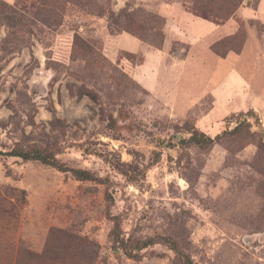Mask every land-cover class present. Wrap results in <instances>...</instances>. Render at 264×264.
<instances>
[{
  "label": "rangeland",
  "instance_id": "obj_1",
  "mask_svg": "<svg viewBox=\"0 0 264 264\" xmlns=\"http://www.w3.org/2000/svg\"><path fill=\"white\" fill-rule=\"evenodd\" d=\"M189 1L0 0V264H182L170 241L193 264H264V116L219 105L208 44L223 31L189 16L192 49L174 42L163 59L113 38L158 43L159 7ZM195 130L220 138L202 149Z\"/></svg>",
  "mask_w": 264,
  "mask_h": 264
},
{
  "label": "crops",
  "instance_id": "obj_2",
  "mask_svg": "<svg viewBox=\"0 0 264 264\" xmlns=\"http://www.w3.org/2000/svg\"><path fill=\"white\" fill-rule=\"evenodd\" d=\"M1 1L7 4H13L15 2V0ZM122 5H124V0H115L113 10H118ZM157 12L165 18L166 26L165 39L161 50L150 49L149 46L126 33L113 36L114 40L118 43V48L130 54H137L141 52L139 49H142L147 55L150 52L151 55L154 54L156 59H163V56L168 53L174 42L186 43L192 49V45L186 39L188 34L184 29L185 26L183 25V21L188 20L187 17L193 15L187 12L178 3L159 7ZM237 19L245 23L249 21L258 22L261 25L262 30L256 31L253 28L249 29L246 40L239 54L230 52L224 58L217 56L218 59H220L218 61L219 68L222 67L219 69L216 81L218 87V102L219 105H223L221 108L226 111L230 106L228 103L230 97H237L240 101L232 104L235 110L231 112L252 109L264 116V0H258L256 3L253 0H244L234 18H231L222 24H214L210 22L214 26L213 33L217 30L223 32L217 34L215 38H212L208 44V48L210 50V46L213 43L221 40L225 36L228 37L234 35L238 30ZM189 21L191 23L194 22L191 17H189ZM185 24L188 23L186 22ZM168 32H170L173 37L167 44ZM130 38L132 40H138L137 46L139 48L129 51L122 47L123 43L127 41L133 42L130 41ZM228 61H233L234 63L232 65H227L226 62ZM145 63L146 57L144 58L143 64L138 68L142 67ZM243 105H247V107L243 108Z\"/></svg>",
  "mask_w": 264,
  "mask_h": 264
},
{
  "label": "trees",
  "instance_id": "obj_3",
  "mask_svg": "<svg viewBox=\"0 0 264 264\" xmlns=\"http://www.w3.org/2000/svg\"><path fill=\"white\" fill-rule=\"evenodd\" d=\"M243 1L244 0H190L189 2H187L186 8L195 17L209 21L214 24H222L225 21L235 17L236 12L239 9V7L242 5ZM257 1L258 0H254L255 3ZM38 3L40 5V8H43V11L50 9V6L48 5L50 4V0H38ZM156 19L159 21V24L161 26H164L165 22L163 18L157 16ZM118 31L119 30H111V33L118 32ZM121 31L130 33L131 35H133L134 37H137L139 40L143 42H146V43L148 42L150 46H152L153 48L157 50L162 49L163 42L165 39L163 32L159 33V42L154 43V42L147 41V39L145 41V39L137 36L129 28H126V27L121 28ZM245 40H246L245 35L239 30H237V32L234 35L228 36L227 39L219 40L213 43L210 46V50L212 51V53H214L216 56L220 58H224L230 52L239 54L242 50ZM237 130L238 128L230 132H224L223 134L229 135ZM219 138H220L219 136H216L214 139H212L206 136L204 133H201L195 130L191 133L188 139V142L193 144L194 146L205 149L211 146L212 144H214V142L218 140ZM5 156L19 158L23 161H37L43 165L54 167L57 170L63 171V172L70 171L79 180H91L93 178L86 171L69 170L67 168L62 167L57 162L54 156L40 149H29V150L13 149L5 153ZM74 240L77 244H80L79 240H76V239ZM167 243L170 244V248L175 253H177V256L182 261L181 262L182 264H193L191 260L187 257V255L183 254L181 250L178 249L175 242L170 241ZM153 244H156V242H153V240H147L146 242H143L141 245H139L137 249L142 250Z\"/></svg>",
  "mask_w": 264,
  "mask_h": 264
}]
</instances>
